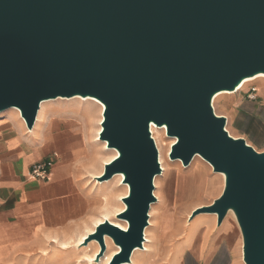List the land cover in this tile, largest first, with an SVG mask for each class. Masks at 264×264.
I'll use <instances>...</instances> for the list:
<instances>
[{
    "label": "water",
    "instance_id": "water-1",
    "mask_svg": "<svg viewBox=\"0 0 264 264\" xmlns=\"http://www.w3.org/2000/svg\"><path fill=\"white\" fill-rule=\"evenodd\" d=\"M264 75V0H0V113L17 109L26 128L40 104L93 98L103 105L100 141L117 155L95 176L122 175L127 194L115 218L83 241L119 249L108 264L131 262L143 249L161 173L150 125L175 138L170 160L198 155L223 175L209 205L216 225L231 213L244 264H264V151L225 129L214 97Z\"/></svg>",
    "mask_w": 264,
    "mask_h": 264
},
{
    "label": "crops",
    "instance_id": "crops-1",
    "mask_svg": "<svg viewBox=\"0 0 264 264\" xmlns=\"http://www.w3.org/2000/svg\"><path fill=\"white\" fill-rule=\"evenodd\" d=\"M23 124L0 128V262L60 241L76 245L83 232L94 230L87 232L102 200L80 168L89 128L68 110L46 113L31 130ZM51 151L58 157L50 178H29L31 165ZM178 264H244L239 231L229 223L213 232L195 229L183 241Z\"/></svg>",
    "mask_w": 264,
    "mask_h": 264
},
{
    "label": "rangeland",
    "instance_id": "rangeland-1",
    "mask_svg": "<svg viewBox=\"0 0 264 264\" xmlns=\"http://www.w3.org/2000/svg\"><path fill=\"white\" fill-rule=\"evenodd\" d=\"M250 87L257 89L255 99L247 97ZM42 103L40 119H43L46 113L68 110L78 120L82 128H89L91 134L88 139V148L80 168L82 175L89 179L102 195V200L100 198L97 201L95 212L90 218L91 221L101 217L102 207L106 200L115 209L122 207L124 204L119 197L124 195L125 189L118 185L116 178L112 177L102 182H98L94 178L102 173L103 164L110 159V152L96 140L99 116L98 113H95V106L74 98H57ZM212 106L215 114L226 117L225 129L231 136L244 138L257 151H264V127L262 126L264 121L262 112L264 109V79H252L233 93L218 94L213 99ZM0 118V128L2 129H9L14 121L19 120L12 109L0 113ZM158 129L161 131L160 134L154 133L152 137L158 153V147L163 150L162 160L159 162L162 170L154 179V195L157 200L151 204L150 223L145 229L148 242L144 241V243L146 242L148 247L145 251L135 252L132 261L125 264H178L183 241L195 229L213 232L229 223L231 227H236L238 230L231 213L224 218L219 227L216 225L214 214L200 213L189 219L194 209L209 205L219 197L224 185L223 175L213 172L209 163L198 155L194 156L187 166H183L178 159L170 160L168 153L175 138L166 136L165 129L163 131L162 127H158ZM108 184H110L109 187H107ZM110 190L113 192L111 201L108 196ZM109 219L125 224L116 219L114 214L109 215ZM95 243V241H91L82 247L72 244L67 247H63L61 244L59 246L49 244L44 250H34L30 254L19 255L14 260L0 262V264H104V260H100L101 257L97 262L88 259L94 252ZM113 249L114 246L111 245L106 248L104 254H110Z\"/></svg>",
    "mask_w": 264,
    "mask_h": 264
},
{
    "label": "bare ground",
    "instance_id": "bare-ground-1",
    "mask_svg": "<svg viewBox=\"0 0 264 264\" xmlns=\"http://www.w3.org/2000/svg\"><path fill=\"white\" fill-rule=\"evenodd\" d=\"M256 78H262V79H264V75H263V74H259V75H256V76L252 77V78H247V79L243 80V82H242L240 88H241L246 82H248V81H250V80H252V79H256ZM240 88H239V89H240ZM221 93H226V92H221ZM218 94H220V93H218ZM218 94H217V95H218ZM217 95H216V96H217ZM216 96H215V97H216ZM215 97H214V98H215ZM60 99H62V98H60ZM74 99H80V100H82V101H86V102H88V103H91V104H93V105L95 106V113H98V116H99V118H98V128H97V133H96V140H98L99 142H101V143L103 144L104 148L110 152V155H109V156H110V159L107 160L105 163L111 161V160L117 155V152H116L114 149L107 148V147H106V143H105L104 141H100L99 138H98V134H99V132L101 131L100 122L102 121V110H103V105H102L99 101H97L96 99L89 98V97H87V98L75 97ZM42 108H43V103L40 104V108H39L38 113H37L36 121H38V120L40 119L41 115H42ZM12 110L17 114V116H18L19 120L21 121V123H23V120L20 118V115H19V112L17 111V109H14V108H13ZM0 119H1V118H0ZM23 125H24V124H23ZM162 129H163V131H164V127H162ZM150 131H151L152 136H154V133H158V134H160V132H161V131L158 129V127L155 126L154 124H151V125H150ZM156 143H157V142H156ZM157 146H158V144H157ZM158 149H159V153H158V154H160V155H159V162H160V161L162 160V159H161V156H162L163 150H162L160 147H158ZM168 151H169V150H168ZM109 156H108V157H109ZM105 163H104V164H105ZM104 164H103V165H104ZM102 168H103V167H102ZM100 171H101V170H100ZM101 172H102V171H101ZM100 174H101V173H100ZM98 175H99V174H98ZM221 175H222V174H221ZM96 176H97V175H96ZM94 177H95V176H94ZM214 177H215V176H214ZM115 178H116V180L118 181V185L124 187V189H125V193H124V195H122V196L119 197V199H121V197H123V196H125V195L127 194V186L124 185V184H122V182H121V181H122V175H121V174H117V175H115L113 179H115ZM101 185H102V184H101ZM109 186H110V184H108L107 187H109ZM108 196H109L110 201H111V199H113V192H112V190L109 191ZM123 208H124V205H123L122 207L120 206V207H118V208L115 209V207H114L113 205L107 203V200H106V203H105L104 206L102 207L101 217H100V218H96V219L93 221L92 226L87 228V232L92 231L93 228H94V225L96 226V224H97V223H100L103 219H108V220H110L111 222L115 223L116 225L120 226L122 229L125 230V229H126V224H121V223H119V222H116V221H114V220L109 219V215H111V214H114V215H115L116 213H118L119 211H121ZM151 209H152V208H151ZM149 221H150V220H149ZM149 223H150V222H149ZM145 231H146V230H145ZM144 233H145V241L148 242V237H146V232H144ZM85 237H86V232H83V233L78 237V239H77V241H76V244L81 243ZM58 243L61 244L63 247H67V246H68V241H62V242L60 241V242H58ZM105 243H106V248H109L111 245L114 246V249L110 252V254L106 253V254H104L103 257H101V259H100V260H104V264H108V262H109L110 258L112 257V255H113L114 253H116V252L118 251L119 248H118L117 246H115V245L112 243V241H111L109 238H107V237L105 238ZM147 247H148V245L146 246V242L143 243V249H135V250L133 251L132 255H131V259H133L132 256L134 255L135 252H137V251H145V250L147 249ZM98 250H99V246H98L97 243H95V249H94V252L88 257V259H89V260L91 259V261L94 260L95 254H96V252H97ZM107 251H108V250H107ZM88 255H89V254H88ZM84 257H85V256H84ZM85 259H86V258H85ZM131 261H132V260H131Z\"/></svg>",
    "mask_w": 264,
    "mask_h": 264
},
{
    "label": "built area",
    "instance_id": "built-area-1",
    "mask_svg": "<svg viewBox=\"0 0 264 264\" xmlns=\"http://www.w3.org/2000/svg\"><path fill=\"white\" fill-rule=\"evenodd\" d=\"M257 89L250 87L248 89L247 97L249 99H255L257 96ZM58 153L53 151L49 153L45 158L33 163L28 172V177L40 181H46L50 178L52 169L55 163Z\"/></svg>",
    "mask_w": 264,
    "mask_h": 264
}]
</instances>
